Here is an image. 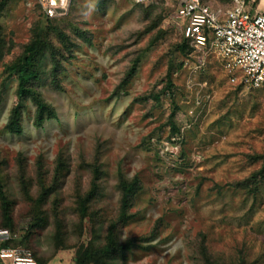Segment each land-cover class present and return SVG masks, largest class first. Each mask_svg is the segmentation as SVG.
I'll list each match as a JSON object with an SVG mask.
<instances>
[{"label":"rangeland","instance_id":"374dc122","mask_svg":"<svg viewBox=\"0 0 264 264\" xmlns=\"http://www.w3.org/2000/svg\"><path fill=\"white\" fill-rule=\"evenodd\" d=\"M205 1L220 13L230 5ZM177 4L70 0L48 16L37 0H0V182L10 202L0 227L8 216L29 233L35 259L76 264L78 249L103 244L119 181L136 176L131 216L116 230L134 244L111 264H264V88L233 80L215 55L200 65L171 17ZM40 26L60 63L38 55L37 91L56 115L36 125L25 99L14 133L17 78L6 65Z\"/></svg>","mask_w":264,"mask_h":264},{"label":"built area","instance_id":"2783aa9c","mask_svg":"<svg viewBox=\"0 0 264 264\" xmlns=\"http://www.w3.org/2000/svg\"><path fill=\"white\" fill-rule=\"evenodd\" d=\"M48 16L61 15L70 0H37ZM138 3L162 0H134ZM222 13L205 0H178L172 13L183 38L193 47L196 61L208 55L220 59L232 79L264 88V0H229ZM24 230L0 227V264H38L32 249L12 243Z\"/></svg>","mask_w":264,"mask_h":264},{"label":"trees","instance_id":"16d2710c","mask_svg":"<svg viewBox=\"0 0 264 264\" xmlns=\"http://www.w3.org/2000/svg\"><path fill=\"white\" fill-rule=\"evenodd\" d=\"M45 29L43 26H40L38 30L34 32V35L29 43H27L24 47V50L21 55H19L16 60L11 61L6 65L7 72L10 75H15L17 78V103L13 106L10 111L9 119L7 122V128L9 131L14 133H20L23 129L22 126V102L25 99H31L34 102L36 107L35 113V124L41 125L45 119L54 117L55 109L49 105L37 91V86L42 82L41 75L46 71L45 67H43L38 60V55L42 53L40 56V60L44 54L47 52L52 55V64L57 66L60 61L57 58L53 57V53L51 51L46 50V37L44 36ZM184 39V38H183ZM186 43H188L186 41ZM1 53V52H0ZM54 71V73H53ZM52 71V80L48 81L53 87H60L59 79H56L58 75V71ZM58 78V76H57ZM264 171V165L261 167L259 172ZM96 175L94 176L93 187L90 188L89 192L81 199L80 205L81 209H86V201L91 198L94 194V189L96 186V179L98 169L95 170ZM253 176V175H252ZM140 180L138 177H133L132 179L121 178L119 181L120 188V207L119 214L116 220H113L108 225L107 234L105 236V242L99 246L88 245L86 247H82L77 251L76 264H90L93 262L94 264H111L110 260L116 254H125V251L128 250L134 242L131 240H127L124 242H119L116 237V230L119 224H124L131 216L129 213V207L132 204L133 194L139 187ZM0 203L2 207L6 211L9 210L10 202L7 199L2 184L0 182ZM9 213H6V216ZM7 227L15 230L13 227L11 217L7 216V220L4 223ZM23 231L22 235L24 234ZM21 235V236H22ZM29 235V233H28ZM28 235H23V237L12 243H20L27 245L25 243L24 237ZM34 255V254H33ZM35 257V256H34ZM38 264H45L43 261L36 259Z\"/></svg>","mask_w":264,"mask_h":264}]
</instances>
